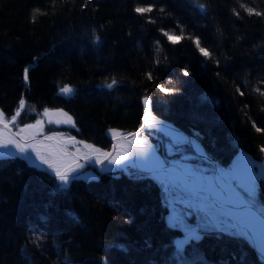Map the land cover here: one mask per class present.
I'll return each instance as SVG.
<instances>
[{
  "label": "trees",
  "instance_id": "16d2710c",
  "mask_svg": "<svg viewBox=\"0 0 264 264\" xmlns=\"http://www.w3.org/2000/svg\"><path fill=\"white\" fill-rule=\"evenodd\" d=\"M241 2L264 12V0H0V110L11 118L23 95L39 111L64 108L76 120L73 134L107 149L110 129L141 125L149 97L154 114L221 165L240 148L264 165V131L256 130H264L256 92L264 91V16ZM113 78L119 83L109 89ZM64 85L75 91L60 94ZM259 186L264 204V178ZM159 197L149 177L78 176L60 189L26 161L0 158V264H264L230 234L205 235L177 252Z\"/></svg>",
  "mask_w": 264,
  "mask_h": 264
},
{
  "label": "snow or ice",
  "instance_id": "6c2138e0",
  "mask_svg": "<svg viewBox=\"0 0 264 264\" xmlns=\"http://www.w3.org/2000/svg\"><path fill=\"white\" fill-rule=\"evenodd\" d=\"M90 2L91 0H85V6ZM250 2H254V0H250ZM239 6L242 9H244L249 15L255 14L256 16H264V12L257 11L255 7H249L248 4L241 2ZM198 7L201 10H204L206 6L203 3H198ZM34 11L38 12L39 10L37 9ZM135 11L137 13L144 14L147 12H151L152 8L151 7H146V8L137 7ZM161 11H163V9H161ZM233 13L237 16L240 15L239 12H237L235 9H233ZM34 18L35 17H33V19ZM181 31H183V29H181ZM93 32H95V30H93ZM164 35L167 36L168 39L172 41L173 43L176 42L175 40H173L172 35H170L168 32H165ZM95 41L96 42L99 41L98 36L95 37ZM158 43L159 42H157V44ZM194 43L203 56H205L206 58H212L213 54L210 53L206 48H203L200 46L199 38H196L194 40ZM159 51L160 49L157 48V52ZM217 63H219V61H217ZM28 73H29V68L25 67L23 69V80L25 83H27L29 79ZM185 75H188V73L185 72ZM147 76H148V79H152L151 73H148ZM118 83L119 81L113 78L111 79L110 83H106V87L111 89L114 85H117ZM157 86L160 87V90L162 92L168 93L172 91L169 88H165L160 85H157ZM74 91L75 89L70 85H64L60 87L59 89L60 94L65 95V96L71 95ZM256 92H258L262 97H264V91H261L260 88H257ZM240 94L243 95V92H241ZM148 104H149V100L147 97H145L146 118H145V124L141 127V130H140L141 132L144 131L145 129L154 128L157 125V121L155 120V118H152L151 122H149L147 119ZM25 106H26L25 100L21 98L15 114L12 115L10 119L6 118L5 113L2 110H0V126H2L0 127V149L7 150L3 153H0V158H7L10 156H15L17 153H19L21 154V157L25 160H33V161L39 160L40 164L47 165L50 169H52V172L54 173L55 178L59 181V188L64 189L69 184L70 180L78 178V176L74 174L78 173V169H80L83 166L77 164L76 167L69 166L67 170L62 171L61 170L62 165H60L59 160L61 158V154L67 155V153H64L62 149L56 150L54 152L51 150L50 145L43 144L42 142H36V136L40 135L44 131L42 120H37L34 124H24V127L20 128L19 131L15 134V136H10V135L5 134L9 128V124L14 125L17 123V118L20 117L22 110L25 109ZM29 110L35 111V108L30 107ZM43 114L49 117L54 116V115L65 117V119H62V120L61 119H55V120L49 119L48 121L49 124L66 123V124H72L73 126H75L72 118L68 116L67 113L63 112V110H57L56 112H51L49 109H45ZM256 130L264 131L260 128H257ZM26 131L31 132L30 139L33 141V143L24 142V138L21 136V133H25ZM109 131L114 133L116 130L110 129ZM138 134L139 133H129V135L133 137H136ZM59 135L60 134L56 132H52L50 135L46 136L45 139L48 141H52V140L57 139ZM16 136H21V138L16 139ZM69 139L70 141H75L74 137H71ZM80 143H83V142L81 141ZM84 146L85 148L90 149L93 155H95L96 153H100V150L96 149L93 145L85 144ZM13 148L16 150V152L11 151V149ZM151 150H152V145L149 144L148 138L145 136L139 140H134V141L129 142V145L125 149L123 155L120 158L112 159L109 162L120 165V164H124L125 161H130L132 157L134 156H140V157H143L145 160H151L152 159V155L150 154ZM261 151L264 152V147L261 148ZM100 154L103 155L105 159H108V157L110 156V153H107V152H103ZM85 159L91 160L92 155L86 156ZM244 160L247 161V163L244 166V172L246 173V177L250 182H254L256 179L253 173V168L255 167V165L253 164L251 160H248L247 157H245ZM97 163L103 164L104 160L98 159ZM160 168L163 169L162 164L160 165ZM181 179H183L185 183H188V180L186 178L182 177ZM189 195L192 197L197 196V194L194 191L189 192ZM244 206L245 208L248 209V214L244 222V228L248 230L250 235L255 234L257 230H259L260 233L264 235V218L257 219L255 214L252 212V209L254 208V204L252 203L250 198L248 199L247 203H245ZM171 220L173 223L179 222L178 218L175 216H173ZM189 235L192 238L199 239V236L196 235L195 233H190ZM182 245H183V242H178L177 244L178 251L182 247ZM261 250L262 252H264V247H262Z\"/></svg>",
  "mask_w": 264,
  "mask_h": 264
},
{
  "label": "rangeland",
  "instance_id": "374dc122",
  "mask_svg": "<svg viewBox=\"0 0 264 264\" xmlns=\"http://www.w3.org/2000/svg\"><path fill=\"white\" fill-rule=\"evenodd\" d=\"M24 96V95H23ZM22 96V97H23ZM143 103V99H142ZM35 108V111H30L29 108ZM144 109V108H143ZM25 114L28 116H35L34 122L26 123V124H34L37 120H46V116L43 114V111H39L37 106L33 105L32 103H28L26 101L25 106ZM145 113V110H144ZM10 119V117L8 118ZM22 124L19 123V120L14 127V131L18 132L21 128ZM141 126V125H140ZM139 126V127H140ZM44 131L38 136H42L43 134L51 133L52 130L60 129V135L63 137L76 138L75 134L70 135L69 132L64 127H55L54 125H47V123H43ZM136 130V129H135ZM162 136L158 135V130H149V134H145L143 137L148 138V142L150 145H152L151 155L152 159L149 160L160 162V156H157L154 154V152L159 153V149L157 144L161 143V147L163 148V155L164 158L166 157V160H171L172 162H176L178 164L184 165L190 170L195 169H202L204 172L208 174V176L212 177L214 171L211 165H208L204 160H202L200 157H198L194 151L192 150L191 146H189L188 142L183 140L182 134H177L174 132H171L169 128L162 127ZM57 132V131H56ZM112 133V132H111ZM73 134V133H72ZM21 135L24 134L21 133ZM31 136V134L29 135ZM142 137V138H143ZM151 138H154L153 140ZM83 143H80V142ZM69 146L72 148V150L76 151L78 154L82 156H89L92 154V151L88 148H85V144L93 145V143L87 142L83 139H75V141H67ZM187 145L190 147V149L187 147ZM95 147V146H94ZM52 151H56L55 148H51ZM100 152L101 149H100ZM66 161V158L61 154V158L59 160L60 164H63ZM120 170H123L125 172L132 171V174H135L134 170H132L128 164L121 166V168H118ZM213 171V172H212ZM226 175V179L228 182L237 190L241 189L244 193L246 199L249 198L251 201L255 202L254 193L252 191H249V189H242L239 188L240 183H238L237 179L232 175L229 174L227 171H223ZM156 177V183L160 184L163 190V196L165 199H168L170 201L171 208L177 213L176 216L181 218V221L183 222V225L185 227H192L195 228L196 231L199 232H226L229 234H233L235 236H240L239 231L236 229V227L233 226L229 218H227L225 215L221 214L220 211L215 209L211 204L208 198L200 196L198 193L196 197H192L189 195V191L181 186L180 182L178 181V176L175 173L171 172H161V173H155ZM232 175V176H231ZM188 183H183L187 186H191L193 188H196V190L203 187L204 182L200 177H192L187 178ZM225 190H228V188L225 186ZM240 191V190H239ZM185 202V206L181 205L180 202ZM204 203L206 206H204Z\"/></svg>",
  "mask_w": 264,
  "mask_h": 264
},
{
  "label": "bare ground",
  "instance_id": "6f19581e",
  "mask_svg": "<svg viewBox=\"0 0 264 264\" xmlns=\"http://www.w3.org/2000/svg\"><path fill=\"white\" fill-rule=\"evenodd\" d=\"M25 101H27L26 100V98H25V96H23L22 97ZM145 98V97H144ZM143 98V99H144ZM149 100H150V102H151V109L150 110H147V113L148 114H151V115H154V116H156V117H158V118H161L160 116H158V115H156V114H154L153 113V111H152V108H153V106H152V101H151V99L149 98V97H147ZM143 104V103H142ZM143 108H144V105H143ZM55 109H58V108H55ZM64 109V108H63ZM66 110V109H65ZM144 110H145V108H144ZM70 113V112H69ZM71 114V113H70ZM72 115V114H71ZM144 115H146V110H145V113L143 114V116ZM73 116V115H72ZM74 117V116H73ZM147 119H148V121L149 122H151L152 121V119L150 118V117H147ZM161 119H163V120H167V121H169V122H172V121H170V120H168V119H165V118H161ZM45 121H47V118H46V120ZM142 121H143V117H142ZM44 122V121H43ZM173 123V122H172ZM24 124H26V123H23L20 127L21 128H23L24 127ZM174 124V123H173ZM15 125V124H14ZM11 126H12V124H11ZM57 126V128H59V125H56ZM180 128V127H179ZM12 129H13V126H12ZM158 130V135H160L161 137H163L162 136V132H161V128H159V127H154V128H151V129H149V130ZM58 130H60V129H58ZM55 130H52V132H54ZM131 131H135V130H131ZM131 131H129V132H131ZM118 133H120L119 131H117ZM58 133H60V132H58ZM24 134V133H23ZM43 135H45V134H43ZM23 136V135H22ZM61 138H63V139H66V137H63V136H61V135H59ZM114 136V133L112 132H110L109 131V134H108V137H109V140L108 141H110L111 139H112V137ZM37 137H40V136H37ZM143 137V135H138L136 138L134 137L133 138V140H139V139H141ZM28 138H30V136H27V135H24V139H28ZM103 140H104V138H103ZM111 142V141H110ZM194 142H195V144H196V147L198 148V149H202V146L200 145V143L198 142V140H194ZM45 143V142H44ZM43 143V144H44ZM189 145H190V143H188ZM47 145V144H46ZM93 146H95V148L96 149H99L100 150V148H99V146L98 145H96V144H93ZM191 146V145H190ZM128 147V145L125 143V142H118L117 143V146H116V153L115 154H113L112 156H111V158L109 159V160H104L103 158H104V156L103 155H101L100 153H103V152H107L108 150H109V148H110V144H109V147L107 148L108 150H106L105 148H102L101 149V151L102 152H100V153H96L95 155H93V154H91L92 155V159L90 160V161H93V162H97V160L99 159V160H104V163L102 164V166H101V169H99V170H97V169H95V168H93V167H87V168H85V171H86V173H85V175H84V177H83V179H85V180H88V181H91V180H98L99 178H100V175L102 174H107V173H110V174H113V176L114 177H120V175H123V174H125V175H129V176H131V177H133V179H136V178H138V177H151V176H149L148 174H146V173H138L137 172V170L136 169H132L131 168V163H130V161H125V163L124 164H120V165H117V164H113V163H110L109 161L110 160H112V159H118V158H120L122 155H123V153H124V151H125V149ZM51 148H54V147H52L51 146ZM240 150H244V151H246L245 149H243V148H240L239 150H238V152L240 151ZM5 151H7V150H5V149H0V153H3V152H5ZM11 151H13V152H16V150L13 148V149H11ZM76 152V151H75ZM203 152H205L209 157H211V159L212 160H214V161H216L219 165H221L217 160H215L214 158H212V156L210 155V154H208V152L206 151V150H204L203 149ZM237 152V153H238ZM248 152V151H247ZM77 153V152H76ZM236 153V154H237ZM154 154L155 155H157V156H160V162H162V161H165V162H167V163H175V164H177V165H181V164H178V163H176V162H172L171 160H166V157L164 158V155L163 156H161L160 155V153H156V152H154ZM235 154V155H236ZM234 155V156H235ZM233 156V157H234ZM14 157H17V158H20V159H22V160H24V161H26L27 162V164L28 165H30V166H32V164H34V165H39L38 163H35L34 161H31V160H25V159H23L22 157H21V154H19V153H17L15 156H10V157H7V158H14ZM254 157V156H253ZM66 158V161L63 163V164H60V165H62V167H61V170L63 171V170H67V168L69 167V166H71V167H76V165L77 164H79V163H77V162H75L73 159H71L70 157L68 158V157H65ZM139 158H140V160H141V163H155V164H157V163H159V162H157V161H152V162H150L149 160H145L143 157H140L139 156ZM202 160H204V162H206L208 165H211V167L213 168L212 170L214 171V173H213V175H212V177H210L209 176V183H208V185L210 186V189H208V188H206V186L205 185H203V187L202 188H200V189H198V190H196V188H193V187H191V186H187V185H185L184 183H183V179H181L182 177L183 178H192V177H189V176H185V175H182V176H180L179 174H177L176 172H174V171H165V172H171V173H175V174H177V176H178V181L180 182V184H181V186L182 187H184L185 189H187V190H189V191H194L195 193H198L200 196H202V197H206V198H208L209 199V201H210V204L215 208V209H217L218 211H220L221 212V214H223V215H225L227 218H229V220L231 221V223L233 224V226L234 227H236V229L239 231V234H240V236L244 239V240H246L247 242H248V244L251 246V244H250V242L249 241H251V239H253L254 240V245L256 246V248L258 249V251L261 253V255L262 256H264V252H262V247H264V237L263 236H261L260 235V231L259 230H257V232L255 233V234H249V232H248V230H246L245 228H244V222H245V220H246V217H247V214H248V210L247 209H245V208H242L241 210H239V212H237L236 214H235V210H233V209H230L231 208V206H232V204L231 203H233V204H237V202L239 203H243V202H245V195H244V193L242 192V191H239V190H237V189H235L231 184H230V186H231V188H229L228 187V180L225 178L226 177V175L224 174V169L222 168V169H220V170H215V167H214V165L213 164H211V162H209V161H207V160H205L204 158H202V157H200ZM256 160H258V158H256V157H254ZM233 159V158H232ZM128 164V166L132 169V170H134V172H135V174H132L133 172L132 171H130V172H125V171H123V170H120V169H118V168H121V166H124V165H127ZM181 166H183L184 167V169L185 170H187V171H189V172H193V171H203L202 169H195V170H190L189 168H187L186 166H184V165H181ZM223 166V165H222ZM32 167H34V166H32ZM48 167V166H47ZM34 168H36V167H34ZM233 168H235V167H233ZM37 169V168H36ZM48 169L52 172V169H50L49 167H48ZM236 169V168H235ZM39 170V169H38ZM79 170V169H78ZM81 171V170H80ZM212 171V172H213ZM103 172V173H102ZM204 172V171H203ZM154 177H156L155 175H154ZM195 178L196 177H201L200 175H197V176H194ZM73 180V179H72ZM157 185H158V189H159V199H160V202H161V205H162V207L164 208V212H165V215H164V222H165V224L170 228V229H172L174 232H175V236L174 237H172V246H173V248H174V250H176L177 252H179V253H182V252H185L186 250H187V248H188V246H190L192 243L194 244V243H196V242H198V241H200L205 235L206 236H214V237H217V238H219L221 235H224V234H229V233H226V232H206V233H204V232H199V231H196L195 230V228H192V227H185L184 225H183V222L181 221V218L180 217H178V216H176L177 215V213L171 208V206H170V201L168 200V199H165L164 198V196H163V190H162V187H161V185L160 184H158L157 183ZM225 186L228 188V190H225ZM259 187L260 186H258V188H257V190H258V193H254V192H252V193H254V198L257 196V200H258V203L257 202H253L252 201V203L254 204V206L255 207H258L261 211H262V213L264 214V204H263V199H261L260 197V191H259ZM247 200V199H246ZM248 201V200H247ZM246 201V202H247ZM180 204L181 205H183V206H185V204H187V203H185V202H180ZM204 206H206V204L204 203ZM185 207H187V206H185ZM169 212H171V214H172V216L170 217V216H166V214L167 213H169ZM173 216H175V217H177L178 218V220H179V222L178 223H173L172 222V220H171V218L173 217ZM181 229V232L179 233V234H177L176 235V231H175V229H176V227L177 226ZM177 227V228H178ZM175 228V229H174ZM190 233H195L196 235H198L199 236V239H195V238H192V237H190ZM230 235H233V234H230ZM248 239V240H247ZM178 242H183V245H182V247L179 249V251H178V249H177V244H178ZM252 247V246H251ZM252 249L254 250V252H255V249L252 247ZM256 253V252H255ZM257 255V254H256ZM257 258H258V256H257ZM259 259V258H258ZM260 260V259H259ZM261 261V260H260Z\"/></svg>",
  "mask_w": 264,
  "mask_h": 264
},
{
  "label": "water",
  "instance_id": "95a60500",
  "mask_svg": "<svg viewBox=\"0 0 264 264\" xmlns=\"http://www.w3.org/2000/svg\"><path fill=\"white\" fill-rule=\"evenodd\" d=\"M28 68L30 69V67H28ZM28 84H29V79H28V82L26 83L25 86L27 87ZM143 105H144V108L146 110L145 98L143 99ZM150 109H151V102L149 100V104L147 106V110H150ZM57 110H63V112L67 113L68 116H70L72 118V120L74 121L75 126H73L72 124H66V123H60V124L52 123V124H54V125L68 126V127H71V128H75L76 127V120H75V118L67 110H65L63 108H58V109H52L50 111L51 112H56ZM22 112H23V110H22ZM147 117H150L151 119L152 118H155V120L157 121L156 127H159V128L166 127V128H169V129H171L173 131H176V132L182 134L183 136H185L186 139L189 141L192 150L199 157H202L205 160L211 162V164L214 165L216 171L222 169V166L221 165H219L216 161L212 160L211 157H209L205 152H203L202 150H200V149H198L196 147V144L194 142L195 139L190 134H188L187 132H185L184 130H182L181 128H179L177 125H175L172 122H169L167 120H163V119L158 118V117H156L154 115H151V114H148ZM46 118H47V122L49 121V119H53V120H55V119H61V120L62 119H65V117H63V116H55V115L54 116H51V117L46 116ZM145 118H146V115L143 116V121L141 123V126L138 127L135 131L115 133V135L111 139L110 148L107 151V153H110V156L108 157V159H105V158H103V159L104 160H109L111 158V156L116 153V146H117V143L118 142H120V141L121 142H125L127 145H129V142L134 141L133 140L134 137L131 136V135H129V133H139L138 135H142L147 130H149V129H145L142 132L140 131L141 130V127L145 124ZM0 127H2V126H0ZM54 132H56V131H54ZM16 133L17 132H15L14 129H12L11 124H9V128H8V130H7V132L5 134L6 135H10V136H15ZM51 133L42 135L40 137H37L36 136V142H42V143L45 142L44 144L50 145V146L54 147L56 150L62 149L64 153H67V155H63V156L68 157V158L70 157L75 162L79 163V165H82L83 166V167H81L78 170V172L80 170H82V169L87 168V167H93V168H95L97 170L101 169L102 164L97 163V162L90 161L88 159H85L86 156H81L78 153H76L74 150H72L69 147V145L67 144V140H68L67 138L66 139H63L60 136H58L57 139H55V140H52V141L46 140L45 137L48 136V135H50ZM56 133H58V132H56ZM30 134H31V132H27V131L24 133V135H27V136H29ZM21 136H16V139H20ZM24 142L33 143V141L30 138L24 139ZM245 157H247L248 160H251L255 166H258L260 164L259 161L256 160L251 153H249L247 151H244V150H240L233 157V159H232V165L236 169L244 170V166L247 163V161L244 160ZM31 161H33V160H31ZM34 162L35 163H38L39 165L32 164V166L36 167L39 170H42L44 172H47L48 174H50V175H52V176L55 177L54 173L51 172L48 169L47 165L40 164L39 160H34ZM130 163H131L130 166L132 168L136 169L137 171H139L141 173L143 172V173L148 174L153 179H155V177H154V174L155 173L165 172V171H174L177 174H179L180 176L185 175V176H189V177H194V176L200 175V176L203 177L204 185L206 186V188L210 189V186L208 185V183H209V176L205 172H203V171H198L197 170V171L189 172V171L185 170L184 167L181 166V165H177L175 163H167L165 161L159 162L157 164H155V163H144L143 164V163H141V160H140L139 156L132 157V159L130 160ZM161 164L163 165V169L160 168V165ZM228 187L231 188L230 184H228ZM245 203H247L246 200L243 203H240V202L239 203L237 202V204L231 203L232 206H231L230 209L235 210V214H236L237 212H239V210H241L242 208H245V206H244ZM245 209H247V208H245ZM252 212L255 214V216L257 217V219L264 218V214L262 213V211L258 207H255L254 206V208L252 209ZM260 235L264 237V235H262L261 233H260ZM249 242H250L251 246L255 249V252H256L258 258L261 261L264 262V256L261 255V253L258 251V249L256 248V246L254 245V240L251 239V241H249Z\"/></svg>",
  "mask_w": 264,
  "mask_h": 264
},
{
  "label": "flooded vegetation",
  "instance_id": "af4514ba",
  "mask_svg": "<svg viewBox=\"0 0 264 264\" xmlns=\"http://www.w3.org/2000/svg\"><path fill=\"white\" fill-rule=\"evenodd\" d=\"M45 122L46 121L44 120V123ZM151 139L153 140L154 138H151ZM183 140H185V139H183ZM110 144H111V142H110ZM157 146H158L160 155L163 156V148L161 147L162 146L161 143H158ZM262 168H263V166L261 165V163L258 166H255L253 168V173L256 177L254 182H250L247 179L246 173L244 172V170H238V169L233 168L231 163L229 165L224 166V171H227L229 174H232L237 179L238 183H240L239 188L249 189V191H252L256 194V193H258L257 188L260 184V181L263 179L261 177L264 174V171L262 170ZM200 178L202 179V177H200ZM202 181H203V179H202ZM239 190L242 191L241 189H239ZM255 202L258 203L257 196L255 197ZM166 216L171 217L172 216L171 212L167 213ZM177 227H176V229L174 228L176 231V235L181 232V229L179 227L178 228Z\"/></svg>",
  "mask_w": 264,
  "mask_h": 264
}]
</instances>
